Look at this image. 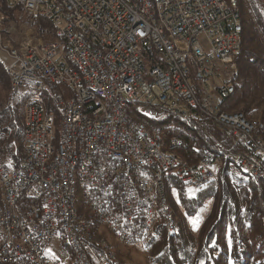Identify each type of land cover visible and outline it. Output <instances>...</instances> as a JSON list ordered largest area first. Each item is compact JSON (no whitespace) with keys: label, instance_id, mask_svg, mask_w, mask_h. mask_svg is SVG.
<instances>
[{"label":"built area","instance_id":"1","mask_svg":"<svg viewBox=\"0 0 264 264\" xmlns=\"http://www.w3.org/2000/svg\"><path fill=\"white\" fill-rule=\"evenodd\" d=\"M5 1L9 7L20 3L28 15L26 29L18 31L22 39L13 42L2 38V32H10L0 11V54L6 53L7 69L13 70L11 94L27 84L36 92L49 91L56 83L63 84L68 94L50 93L62 108L63 145H56L57 155L48 168H41L40 157L47 145H55L51 115L44 106L35 109L34 104H28L26 159L12 171L0 165V183H5L7 194V201L0 204V264H51L46 251L56 237L51 235L52 204L61 206L63 239L75 243L79 264H87V258H94V264H124L106 252L102 228L121 236L124 247L143 246L139 237L145 236L150 213L145 172H153L158 193L161 175H176L179 183L193 190L213 180L221 160L202 152L190 164L177 153L185 146L183 138L165 128L154 131L134 119L121 104V95L131 96L150 114L181 113L198 127L207 120L227 131L231 143L223 158L238 156L253 175H264L262 122L240 123L239 112L225 119L216 111L220 95L235 81L236 0ZM39 19L50 23L57 40L33 37L32 23ZM67 58L80 61L84 80L102 90V101L84 96ZM70 128H77L79 152L69 149ZM103 148H110V156H102ZM70 158L80 160L85 195L118 192L123 225L115 224L104 201L85 203L98 215L99 239L82 233L81 224L88 220H69ZM139 159L149 161V169H133ZM7 179L16 180L15 191H8ZM85 182H92V189H85ZM7 205H14V217L6 216ZM9 227H16V234H9ZM125 227H135V237L125 236Z\"/></svg>","mask_w":264,"mask_h":264},{"label":"trees","instance_id":"2","mask_svg":"<svg viewBox=\"0 0 264 264\" xmlns=\"http://www.w3.org/2000/svg\"><path fill=\"white\" fill-rule=\"evenodd\" d=\"M238 10L242 26L241 50L236 57L238 74L233 94L223 102L224 109L264 123V0H238ZM0 11L19 29L28 20L20 3L9 7L0 0ZM32 26L34 38L58 39L48 21L35 20ZM2 38L11 40L6 32H2ZM6 67L0 57V165L9 171L18 166L22 156L27 104L37 100L56 112L50 93L68 91L56 83L49 86V91L38 93L27 84L24 91L11 94ZM162 121L152 124L183 138L185 146L177 153L190 164H195L204 150L222 153L231 143L227 131L207 120L201 122V128ZM260 138L264 142V130ZM173 182L176 195L168 197L167 202L178 226L174 232L158 226L155 235L144 242L147 264H264V179L253 182L223 158L214 179L199 190L190 193L187 185L175 179ZM193 219L198 223L193 224ZM58 236L64 241L62 234ZM63 244L69 251L65 241ZM113 251L123 261V253Z\"/></svg>","mask_w":264,"mask_h":264},{"label":"bare ground","instance_id":"3","mask_svg":"<svg viewBox=\"0 0 264 264\" xmlns=\"http://www.w3.org/2000/svg\"><path fill=\"white\" fill-rule=\"evenodd\" d=\"M21 5V4H20ZM27 14V13H26ZM234 34H233V44L234 49L232 52V63L236 62V57L241 50V20H240V12L238 10V0L234 2ZM58 38V37H57ZM67 67L71 69V75L74 77L76 81H80V90H84V96L90 100L102 101V90L97 87L88 86V81L85 79V71L80 67V61L75 58H67ZM6 72L9 77V88L13 89V70L7 69ZM238 74V67L233 68V75L236 79ZM234 92V84L231 86H227L226 91L223 95H220L217 103H216V111L218 116H225V119H233V112H227L224 109V100L228 99V97ZM39 93V92H38ZM49 93V92H48ZM34 99V98H33ZM28 104H34L35 109H42V103L40 101H31ZM28 104L25 108V124L23 129V141L28 136V114L29 107ZM121 104L126 108L131 116L145 125H150L154 129V131H161L164 129L160 127H154L153 124H148V121L154 120V122L161 120L165 117V120L170 121H179L181 123L187 124L194 128L197 127L196 124L190 123L188 121L187 116L181 113H163L160 116H156L155 114H150L148 110L143 109L141 106H138V103L132 99L129 95H121ZM53 106L56 109L54 112L52 109L47 110V113L51 115L52 121V144L55 145H47V152H45L42 157H40V165L41 168H48V166L52 163V156L57 155L56 145H63V132H62V108L59 104L53 102ZM45 107V106H44ZM238 121L240 123H255L258 122L256 119H247L245 115L241 112L238 113ZM153 122V123H154ZM163 122V121H162ZM59 125V132L56 133L54 127ZM173 126V124H170ZM262 126L264 127V123L262 122ZM171 127V126H170ZM57 129V128H56ZM24 144V143H23ZM207 148V147H206ZM205 148V149H206ZM69 149L71 152H79L81 151V144L78 142L77 128H70V140H69ZM23 150V149H22ZM217 151V150H216ZM211 151L210 148L208 150H204L203 153L208 155L209 157H214L216 160H222L224 157V151L222 153ZM221 152V151H220ZM102 156H110V148L102 149ZM26 159V152H22V156L19 162H24ZM225 159L230 160L234 163L238 168H240L243 172L249 176V178L253 182H258L261 179H264V175L256 177L250 170L244 168L241 164V159L235 155H225ZM133 169L136 170H144L149 169V161L146 159H139L137 162H133ZM2 170L6 171L5 169ZM9 171H12L9 170ZM215 173H213V179L215 177ZM169 176L177 181L176 175H161L158 179V187L159 193L156 189V179L153 172H145L144 175V188L145 195L148 197L150 201V213L147 215V224L145 225V236L139 237V244L144 245L146 240L150 239L153 235H155L156 229L158 226H161L168 232H174L177 229V221L175 219L174 213L172 209L169 207L166 199L165 187H164V177ZM68 179H69V194H70V213L69 220H81L82 217L84 220H88L89 223L81 224V231L83 234H86L91 237V239H99L100 229L97 228L98 215L97 213H91V209L89 206H85L86 201L90 202H100L104 201L109 209L110 214H112V219H114L116 225H123V214L120 208V202L118 201V192H107V194H101L97 192H89L85 195L84 193V185H82V179L80 174V160L78 158H70L68 163ZM8 191H15L16 180L15 179H7ZM204 186H201L203 188ZM85 189H92V182H85ZM7 201L6 194V185L5 183H0V204H4ZM6 216L14 217L15 216V208L14 205L6 206ZM168 216V217H167ZM50 220L52 222L51 227V235L56 236V232L60 231L63 238H66V227L63 226L64 223V214L61 211V206L59 204H52V208L50 211ZM170 223V228L168 225ZM103 230V229H102ZM9 234H16V227H9ZM111 234V233H110ZM113 235L118 243L124 246V242L121 239V236L118 234ZM136 228L135 227H125V236L127 237H135ZM157 236V235H156ZM69 251L71 252V260L70 264H79L78 260L75 259V243L73 241H65ZM128 246H135L134 244H127ZM104 248L106 252H109L113 259H119L116 257L114 251L110 247V242L107 240L104 234ZM8 264H16L15 261H8ZM87 264H94V258H87Z\"/></svg>","mask_w":264,"mask_h":264},{"label":"rangeland","instance_id":"4","mask_svg":"<svg viewBox=\"0 0 264 264\" xmlns=\"http://www.w3.org/2000/svg\"><path fill=\"white\" fill-rule=\"evenodd\" d=\"M8 24H9L8 31L10 32L9 35H10L11 41L18 42V40H21L22 37L18 34V31H20V29H22V31H24L26 29V27L24 26L23 28L19 29L15 26V24H10V23H8ZM16 31H17V34H16ZM22 36L24 37V35H22ZM0 57L8 65L9 58L6 55V53H4V52L1 53ZM7 81H8V75H7ZM25 86H24V88H25ZM24 88L22 87L20 89H22L24 91L25 90ZM8 91H9V88H8ZM162 120L164 121L165 117L162 118ZM165 121H167V119ZM153 122H154V120H151L150 122L148 121V124H150V123L152 124ZM54 129H55V132L58 133L59 132V125H56L54 127ZM218 167H219V165H215V171L217 170ZM163 181L165 184L164 187H165L166 199L168 197L174 198L176 195L175 190H174V183H175V182H173L174 179L169 177V176H165ZM187 190L190 193L195 191L192 188H190L189 186H188ZM192 223L195 224V223H198V221L196 219H193ZM102 229H103L102 231L105 234L107 240L110 242L111 249L112 250L118 249L123 253L124 264H147V262H146L147 259H146L144 252L142 251V247L129 248V246H128L125 248L120 243H118L117 239L113 235L108 233V231L106 229H104V228H102ZM58 235H61L60 231L56 232V237H54L53 240L51 241V244L46 251V255H47L48 259L50 260L51 264H70V260H71V256H70L71 254L70 253L71 252L68 251L66 246L63 244L64 241L61 240V237Z\"/></svg>","mask_w":264,"mask_h":264}]
</instances>
